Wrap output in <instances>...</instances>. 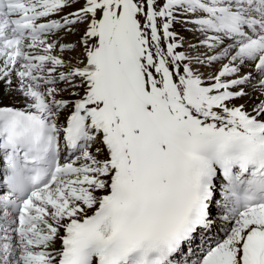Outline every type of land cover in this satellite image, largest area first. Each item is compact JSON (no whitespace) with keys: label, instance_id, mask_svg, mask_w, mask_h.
Returning <instances> with one entry per match:
<instances>
[{"label":"snow or ice","instance_id":"obj_1","mask_svg":"<svg viewBox=\"0 0 264 264\" xmlns=\"http://www.w3.org/2000/svg\"><path fill=\"white\" fill-rule=\"evenodd\" d=\"M0 264H264V0H0Z\"/></svg>","mask_w":264,"mask_h":264}]
</instances>
